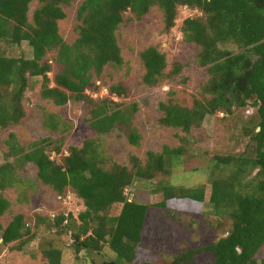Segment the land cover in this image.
I'll return each mask as SVG.
<instances>
[{"label": "trees", "instance_id": "1", "mask_svg": "<svg viewBox=\"0 0 264 264\" xmlns=\"http://www.w3.org/2000/svg\"><path fill=\"white\" fill-rule=\"evenodd\" d=\"M70 3L0 0V129L23 123L28 116L24 102L31 79H38L44 99L59 106L71 100L84 102L98 138L120 124L131 126L129 140L139 145L142 136L132 126L138 105L123 109L113 97H93L92 92L98 89L94 75H101L108 65L124 66L117 32L127 13L131 14L129 19L141 20L157 7L162 13L163 31L169 33L177 25L181 9L189 7L198 14L185 18L181 31L184 45L191 48V62L176 61L166 73V54L156 46L146 47L141 51L146 69L143 80L155 85L166 74L179 75L191 64L204 69L207 79L191 107L163 102L159 121L191 134L211 115H233L252 104L257 114L244 129L250 142L239 154L213 155L209 183L188 188L174 186L167 179L175 163L189 153L185 144L166 146L161 152L149 151L145 161L132 155L130 163L124 164L107 156L98 138H90L71 145L64 161L57 163L52 154L62 152L64 138L53 140L50 135L25 150L12 133L11 149L14 153L20 151L17 161L21 164L7 162L0 166V191L21 179L19 167L23 163H34L44 184L59 195L70 187L86 205L77 217L61 214L52 219L40 217L41 222H46L49 229L71 234L78 251L101 252L108 245L119 264H154L137 260L150 205L129 199L127 189L136 180L157 179L152 196L160 195V200L152 205L162 208H170L174 201L200 203L210 191L215 212L228 213L231 219L228 234L207 245L190 247L164 264H199L198 256L207 253L214 256L213 264H264V258H258L264 249V0H84L78 9V37L71 44L60 31V23L67 17L63 5ZM25 41L33 57L10 56L9 51ZM53 50H57L55 60L61 66L54 86L49 77L52 65L47 60ZM128 91L123 83L110 87L111 96L122 98ZM44 124L50 133L65 134L69 128L49 112L45 113ZM11 206L12 202L1 193L0 217ZM34 237L23 213L16 214L6 227L0 221V240L5 245L16 242L17 249L23 250ZM44 255L45 264H62L59 248L45 249Z\"/></svg>", "mask_w": 264, "mask_h": 264}, {"label": "rangeland", "instance_id": "2", "mask_svg": "<svg viewBox=\"0 0 264 264\" xmlns=\"http://www.w3.org/2000/svg\"><path fill=\"white\" fill-rule=\"evenodd\" d=\"M84 0H71L63 8L67 17L61 21V34L68 43H73L78 32L76 26L80 23L78 9ZM36 7V1L32 8ZM198 14L197 10L183 7L177 25L164 33L162 13L154 7L141 20L129 19L120 26L117 35L122 48L125 64L122 68L112 65L105 67L101 75H94L98 89L92 92L95 98L113 97L120 102L119 107L125 109L133 104L138 105V111L132 119V126L141 134V142L134 145L129 140L131 126L117 125L108 134L98 138L89 121L90 114L84 102L71 100L64 106H59L42 97V85L38 79H31V86L24 102L28 116L22 124L0 129V166L7 162L21 164L18 157L20 151L13 152L10 136L15 134L17 143L27 150L32 143L51 135L53 140L64 138L63 150L60 154H52L57 163H62L71 145L81 144L86 139H96L102 151L113 159L129 164L132 155L146 160L149 151L161 152L166 146L177 148L183 144L190 148L189 153L179 163L172 167V173L167 179L174 186L188 188L200 187L209 183L213 166L212 156L215 154H239L246 149L250 138L244 129L257 114V107L247 106L237 110L233 115L222 112L207 117L200 127H195L191 134L180 128L168 127L160 123L163 114L161 104L174 101L191 107L199 97L200 86L207 79L204 69L196 65H187L179 75L166 76L155 85H148L143 77L146 72L141 51L149 46H156L167 56L169 73L176 61L188 63L191 59V48L183 43L181 26L187 17ZM10 56L26 58L33 57V50L28 42L16 46L10 51ZM57 50L48 53L47 60L52 65L49 77L54 86L55 75L61 70L56 62ZM191 62V61H190ZM41 81V80H40ZM123 83L129 91L125 97L111 96L110 87ZM54 113L61 121L67 123L68 130L64 133H50L45 127V113ZM19 148L18 150H20ZM49 152V149H48ZM21 179L13 186L0 191L12 202L11 208L0 221L6 227L16 214L23 213L27 224L35 237L29 241L23 250L17 249V243L5 245L0 240V264H45L47 259L44 250L55 247L63 252L62 264H103L116 259V254L105 245L101 252L82 249L73 245L74 239L69 233H60L58 228L49 229L42 218H54L64 214L78 216L86 209L84 200L72 188L63 195L57 194L44 184L38 176V168L32 163H23L19 167ZM156 180L136 182L127 189L130 200H137L150 205L143 232V242L137 253L138 262H153L164 264L175 259L180 252L197 246H204L218 241L228 234L232 227L228 213L217 214L210 203V191L206 199L200 203L172 202L170 208L152 205L160 200V195L152 196ZM27 240V237L25 238ZM258 258H264V249ZM199 264H213L212 254L198 256Z\"/></svg>", "mask_w": 264, "mask_h": 264}, {"label": "water", "instance_id": "3", "mask_svg": "<svg viewBox=\"0 0 264 264\" xmlns=\"http://www.w3.org/2000/svg\"><path fill=\"white\" fill-rule=\"evenodd\" d=\"M103 264H119L116 260L105 261Z\"/></svg>", "mask_w": 264, "mask_h": 264}]
</instances>
